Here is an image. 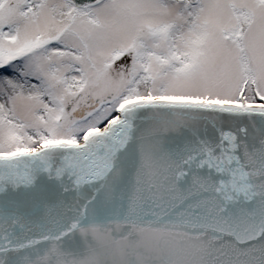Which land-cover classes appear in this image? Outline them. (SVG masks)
<instances>
[{
  "label": "snow or ice",
  "instance_id": "obj_1",
  "mask_svg": "<svg viewBox=\"0 0 264 264\" xmlns=\"http://www.w3.org/2000/svg\"><path fill=\"white\" fill-rule=\"evenodd\" d=\"M0 264H264V0H0Z\"/></svg>",
  "mask_w": 264,
  "mask_h": 264
}]
</instances>
